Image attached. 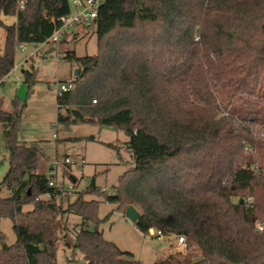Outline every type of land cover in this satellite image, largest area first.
<instances>
[{
  "label": "trees",
  "instance_id": "1",
  "mask_svg": "<svg viewBox=\"0 0 264 264\" xmlns=\"http://www.w3.org/2000/svg\"><path fill=\"white\" fill-rule=\"evenodd\" d=\"M71 12L68 0H26L22 9L0 0V82L17 46L54 48L47 39ZM87 23L96 51H63L79 68L74 88L56 94V120L123 131L132 164L103 199L134 206L144 234L183 237L185 251L144 263L103 237L97 200L80 193L62 210L51 177L36 172L38 151L18 140L14 98L12 111L0 108L8 153L0 190L9 191L0 196V219L15 233L7 244L0 230V264H62L60 242L71 248L66 264H264V234L254 231L264 220V0H103ZM34 72L21 69L28 89ZM45 192L51 198L35 200ZM93 192L94 178L83 193ZM62 212L80 222L67 228Z\"/></svg>",
  "mask_w": 264,
  "mask_h": 264
},
{
  "label": "rangeland",
  "instance_id": "2",
  "mask_svg": "<svg viewBox=\"0 0 264 264\" xmlns=\"http://www.w3.org/2000/svg\"><path fill=\"white\" fill-rule=\"evenodd\" d=\"M71 1L68 0L70 6ZM73 32L78 34L74 36ZM23 45V48L17 46L15 50L17 68L12 69L0 85V107L4 111H12V100L19 99L21 116L18 139L38 151L36 172L45 173L50 160L62 162L68 157L72 161L68 164L69 170L63 164L55 169L53 178L56 184L68 191L56 195V204L64 210L80 193L84 200H97V228L103 237L113 241L121 250L131 252L141 262L153 263L173 250L181 249L184 252L185 249L174 235L155 237L140 232L117 203L103 199L101 192L111 193L118 176L132 164L123 131L93 123L57 122L56 89L60 83L74 79V71L79 68L77 63L56 57L55 50L49 43L37 47L33 44ZM58 50H73L77 56L93 54L96 51L94 25L76 24L73 31H66ZM1 51L0 42V53ZM30 66L35 71L36 82L28 89L22 79L21 69ZM7 169L8 153L3 147L0 125V181ZM92 178L99 192L83 193ZM8 194L9 191L2 187L0 196ZM26 206L31 208V204ZM59 214L62 224L67 228L80 222V217L74 213ZM0 230L4 233L7 244L15 241L9 218L0 219ZM70 255L71 248L60 242L57 260L66 264V258ZM80 255L76 251L74 257L78 259Z\"/></svg>",
  "mask_w": 264,
  "mask_h": 264
},
{
  "label": "built area",
  "instance_id": "3",
  "mask_svg": "<svg viewBox=\"0 0 264 264\" xmlns=\"http://www.w3.org/2000/svg\"><path fill=\"white\" fill-rule=\"evenodd\" d=\"M18 9H22L24 7V4L26 0H16ZM103 0H72L71 5L73 8V11L69 13L68 15L60 17L59 21L60 24L59 26L53 31V33L48 37L47 42H50L54 45V50H55V55L58 58H62L64 56V52H61L58 50V43L61 40V37L66 31L72 30L73 27H75L76 24H85L86 22H89L93 18L96 17L97 10L101 6ZM18 47L23 48L24 45L20 44ZM17 68V65H14L12 69ZM74 88V83L73 80H68L66 82H62L58 85L56 89V94H60L61 92L68 91ZM53 136H55L53 134ZM244 150L245 151H250V148L247 147V145L244 143ZM72 161L68 158L65 157L62 162L58 161L57 159L55 160H50L47 163V170L45 174L47 176H50L51 179L48 181L49 186H53L56 188V190L60 193L62 192H68L64 187H61L56 184L54 180L55 176V169L59 164H71ZM113 193V190L112 192ZM51 198V193L50 192H45L37 195L35 197V200H40V199H49ZM249 201V200H248ZM254 231L257 233H262L264 234V220H256L254 222ZM147 234H152L153 236L155 234H158L159 237L160 231H154L153 229H149ZM177 241L181 244V247L184 249L185 248V243L183 237H178Z\"/></svg>",
  "mask_w": 264,
  "mask_h": 264
},
{
  "label": "crops",
  "instance_id": "4",
  "mask_svg": "<svg viewBox=\"0 0 264 264\" xmlns=\"http://www.w3.org/2000/svg\"><path fill=\"white\" fill-rule=\"evenodd\" d=\"M1 17H2L3 21L6 22V23H12V22L15 21V16L14 15H2ZM80 25H82V24H80ZM73 30H74V27L72 28L71 31H73ZM73 34L77 35L78 33L77 32H73ZM4 38H5L4 30L0 27V42H1V46H3ZM9 74L3 79V82L9 76ZM3 82H0V85L3 84ZM29 209L30 208H27L26 205L23 206V210H29Z\"/></svg>",
  "mask_w": 264,
  "mask_h": 264
},
{
  "label": "water",
  "instance_id": "5",
  "mask_svg": "<svg viewBox=\"0 0 264 264\" xmlns=\"http://www.w3.org/2000/svg\"><path fill=\"white\" fill-rule=\"evenodd\" d=\"M77 73H78V69H76L74 71V75H77ZM18 140H20V139H18ZM240 202H242V200H240ZM124 214L128 220H130L131 222H134V223L140 218L139 211L132 205H129L125 208Z\"/></svg>",
  "mask_w": 264,
  "mask_h": 264
}]
</instances>
